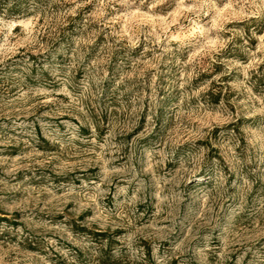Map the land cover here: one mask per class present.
<instances>
[{"label": "rangeland", "instance_id": "obj_1", "mask_svg": "<svg viewBox=\"0 0 264 264\" xmlns=\"http://www.w3.org/2000/svg\"><path fill=\"white\" fill-rule=\"evenodd\" d=\"M27 5L0 13V264H264V0Z\"/></svg>", "mask_w": 264, "mask_h": 264}, {"label": "trees", "instance_id": "obj_2", "mask_svg": "<svg viewBox=\"0 0 264 264\" xmlns=\"http://www.w3.org/2000/svg\"><path fill=\"white\" fill-rule=\"evenodd\" d=\"M47 0H0V13L3 15H20V14H26L28 12L27 10V4L29 2H33V3H41ZM71 20H74V18H72ZM73 23H70L65 30H68V33H62L55 41V45L56 47H60L62 46L67 39L70 38V35L73 33ZM226 53V51H225ZM229 53V51H228ZM45 63H48V59L43 60V62H41L39 65V68L42 67V65H44ZM217 65L220 64H216ZM41 69V68H40ZM205 73H200L198 78H201L202 76H204ZM209 76V74H208ZM220 86V84H216L215 82H213V80H211L210 82V86L208 87L207 90H205L204 92H202L201 94V100L203 102L206 103H219L222 99H224V96H222L221 91H214V88ZM14 154V153H13ZM216 159L217 156H211Z\"/></svg>", "mask_w": 264, "mask_h": 264}]
</instances>
